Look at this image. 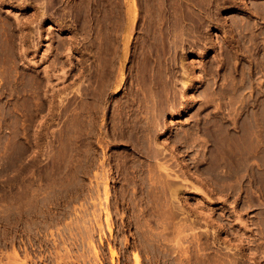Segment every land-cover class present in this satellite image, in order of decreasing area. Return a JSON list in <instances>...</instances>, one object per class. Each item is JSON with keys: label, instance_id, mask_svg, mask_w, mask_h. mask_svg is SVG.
Listing matches in <instances>:
<instances>
[{"label": "rangeland", "instance_id": "rangeland-1", "mask_svg": "<svg viewBox=\"0 0 264 264\" xmlns=\"http://www.w3.org/2000/svg\"><path fill=\"white\" fill-rule=\"evenodd\" d=\"M162 1L0 0V264H99L92 244L103 250V264H135L134 253L140 264H264V0ZM177 16H181L178 21ZM101 84L108 89L95 120L87 109L94 104L92 91ZM117 100L119 104L130 101L126 114L133 110L129 115L138 114L148 128L146 159L130 156V162L145 160L157 172L158 163L166 159L180 174L181 179L175 180L185 186L179 203L173 200L179 207L172 205L169 211V233L162 230L159 195L149 196L158 204L155 211L151 209L150 225L118 228L119 216H130L132 207L116 204L120 195H113L119 185L113 155L118 156L126 144L112 141L107 125ZM155 120L156 130L151 126ZM188 132L194 143L186 137ZM227 132L230 156L220 143ZM177 137L182 139L180 147L173 142ZM76 144L80 148L77 170L73 165ZM154 144L165 146L162 155L168 158L154 157V149L159 148ZM21 160L23 172H16L23 177L16 174L14 180L11 167ZM47 171L57 172L61 179L57 188L69 189H61L66 195H71L75 182L81 194L70 199V215L37 231L38 239L31 240L29 231L17 232L13 243L19 260L15 261L8 196L20 195L24 177L23 182L33 187L30 190L46 195L40 177ZM105 188L109 195H104ZM107 203L115 213L110 221L113 234L104 223ZM96 218L103 229L94 223ZM64 228L71 232L65 242L56 239L57 231ZM150 235L155 243L147 241ZM55 241L59 246L50 245ZM66 242L72 243L73 255L63 257ZM108 244L117 251L113 263Z\"/></svg>", "mask_w": 264, "mask_h": 264}, {"label": "bare ground", "instance_id": "bare-ground-1", "mask_svg": "<svg viewBox=\"0 0 264 264\" xmlns=\"http://www.w3.org/2000/svg\"><path fill=\"white\" fill-rule=\"evenodd\" d=\"M59 1V0H58ZM136 1V0H135ZM155 1H157V0H155ZM162 1V0H161ZM168 1V0H167ZM191 1V0H190ZM232 1V0H231ZM41 2H43V1H41ZM45 2H46V0H45ZM49 2V1H48ZM55 2V1H54ZM163 2V1H162ZM189 2V1H188ZM213 2V1H212ZM234 2V1H233ZM236 2V1H235ZM44 3V2H43ZM57 3V2H56ZM82 3V2H81ZM132 3V2H131ZM168 3V2H167ZM175 3V2H174ZM177 3V2H176ZM185 3V2H184ZM192 3H193V0H192ZM45 4V3H44ZM43 4V5H44ZM135 4V3H134ZM157 4V3H156ZM181 4V3H180ZM194 4V3H193ZM205 4V3H204ZM209 4V3H208ZM216 4V3H215ZM214 4V5H215ZM219 4V3H218ZM218 4H217V6H218ZM40 5H41V3H40ZM43 5H41V6H43ZM46 5H47V3H46ZM140 5V4H139ZM138 5V6H139ZM160 5V4H159ZM162 5H164V4H162ZM167 5V4H166ZM170 5V4H169ZM221 5V4H220ZM134 6H136V5H134ZM182 6V5H181ZM207 6V5H206ZM222 6V5H221ZM84 7V6H83ZM148 7H150V6H148ZM160 7V6H159ZM165 7V6H164ZM179 7V6H178ZM216 7V6H215ZM219 7V6H218ZM217 7V8H218ZM161 8V7H160ZM167 7H165V9H166ZM180 8V7H179ZM184 8V7H183ZM183 8H182V10H183ZM187 8V7H186ZM196 8V7H195ZM208 8V7H207ZM216 8V9H217ZM42 9L43 10H45V9H47V6H46V8H43L42 7ZM170 9V8H169ZM189 9V8H188ZM188 9H184V10H188ZM212 9H213V7H212ZM175 10V9H174ZM214 10L215 9H213V12H214ZM217 10H220V9H217ZM216 10V11H217ZM151 11V10H150ZM150 11H149V13H150ZM173 11V10H172ZM178 11V10H177ZM209 11V10H208ZM212 11V10H211ZM163 12H164V9H163ZM167 12V11H166ZM169 12V11H168ZM175 12V11H174ZM191 12V11H190ZM205 12V11H204ZM212 12V13H213ZM41 13H42V11H41ZM44 13H46V12H44ZM158 13V12H157ZM197 13V12H196ZM212 13H210V14H212ZM160 14V13H159ZM164 14V13H163ZM166 14V13H165ZM175 14V13H174ZM177 14H179L178 12H177ZM195 14V13H194ZM214 14V13H213ZM172 15H173V13H172ZM176 15V14H175ZM186 15V14H185ZM185 15H183V16H185ZM197 15V14H196ZM204 15V14H203ZM208 15H209V13H208ZM156 16V15H155ZM163 16V15H162ZM188 16V15H187ZM190 16V15H189ZM201 16H202V14H201ZM152 17V16H151ZM161 17V16H160ZM170 17V16H169ZM178 17H181V16H177V21H178V19L180 20L181 18H178ZM198 17V16H197ZM207 17V16H206ZM208 17H210V16H208ZM203 18V17H202ZM153 19V18H152ZM164 19V18H163ZM188 19V18H187ZM198 19V18H197ZM200 19V18H199ZM173 20V19H172ZM164 21V20H163ZM167 21V20H166ZM176 21V22H177ZM201 21H202V19H201ZM161 23V22H160ZM174 23V22H173ZM179 23V22H178ZM202 23V22H201ZM172 24V23H171ZM175 25V24H174ZM178 25V24H177ZM183 25V24H182ZM159 26H160V24H159ZM170 26V25H169ZM172 27H174V26H172ZM180 27V26H179ZM163 28H165V26H163ZM165 31V30H164ZM164 31H162V32H164ZM161 32V31H160ZM161 32V33H162ZM165 35H167V34H165ZM164 35V36H165ZM167 37V36H166ZM161 39H163V38H161ZM164 41V40H163ZM144 44V43H143ZM151 44V43H150ZM158 44V43H157ZM163 45V44H162ZM154 46V45H153ZM143 47V46H142ZM160 47V46H159ZM155 48V47H154ZM153 49V48H152ZM164 49H165V47H164ZM150 50V49H149ZM142 51V50H141ZM143 52H145V51H143ZM151 52V51H150ZM160 52V51H159ZM159 52H157L158 54H159ZM163 52H164V50H163ZM163 52L161 51V53L163 54ZM145 54H147L146 52H145ZM153 54H154V52H153ZM150 55V54H149ZM148 55V56H149ZM161 55V54H160ZM159 55V56H160ZM144 56V55H143ZM156 58H158V56L156 57ZM157 61V60H156ZM157 63V62H156ZM150 64V63H149ZM102 65H103V63H102ZM104 65H106V63L104 62ZM103 65V66H104ZM143 65H146V64H143ZM99 67H100V65H98ZM159 66H161V65H159ZM105 67V66H104ZM140 67V66H139ZM151 67V66H150ZM156 66H154V68H155ZM162 67V66H161ZM143 68V67H142ZM158 68H160V67H158ZM101 69V68H100ZM147 69V68H146ZM163 69V68H162ZM161 69V70H162ZM98 71V70H97ZM100 71V70H99ZM101 71H103V70H101ZM140 71H142V70H140ZM145 71V70H144ZM157 71V70H156ZM143 72V71H142ZM149 72V71H148ZM106 73V72H105ZM158 73V72H157ZM160 73H161V71H160ZM159 73V74H160ZM163 73V72H162ZM103 75H104V73H102ZM141 74H143V73H141ZM156 74V73H155ZM89 75V74H88ZM93 75V74H92ZM100 75V74H99ZM147 75V74H146ZM149 75V74H148ZM98 76V75H97ZM159 76V75H158ZM158 76H157V79H158ZM138 77V76H137ZM156 77V76H155ZM155 77H153V78H155ZM102 78V77H101ZM144 78V77H143ZM147 78V77H146ZM145 79V78H144ZM107 80V79H106ZM135 80V79H134ZM141 80V79H140ZM148 80V79H147ZM156 80V79H155ZM145 81V80H144ZM154 81V80H153ZM153 81H152V83H153ZM98 82H99V79H98ZM97 82V83H98ZM102 82V81H101ZM104 82V81H103ZM147 82V81H146ZM159 82V81H158ZM186 82V81H185ZM96 83V82H95ZM144 83V82H143ZM151 83V82H150ZM157 83V82H156ZM100 84V83H99ZM141 84V83H140ZM146 83H144V85H145ZM131 85V84H130ZM138 85V84H137ZM184 86H185V84H183ZM89 86V85H88ZM139 86V85H138ZM142 86V85H141ZM140 86V87H141ZM156 86V85H155ZM155 86H154V88H155ZM96 87H97V85H96ZM145 87V86H144ZM160 87V86H159ZM158 87V88H159ZM89 88V87H88ZM92 88V87H91ZM90 88V89H91ZM153 88V89H154ZM183 88H185V87H183ZM108 89V86L107 85H105V84H101L100 86H98L97 88H94V91H92V93H91V90L89 91L90 93H91V96L93 97L92 99H94L93 101H94V104H92V105H90V107H89V110L87 109V111H89L90 113H91V115H92V117H93V119H97L98 120V118H99V116L101 115L100 114V110H101V108H103L104 107V102H105V97H104V94L106 93V90ZM131 89V91H132V88L130 87L129 88V90ZM144 89V88H143ZM146 89V88H145ZM148 89V88H147ZM161 89V88H160ZM159 89V90H160ZM128 90V89H127ZM131 91L129 92V93H131ZM134 91V90H133ZM146 91V90H145ZM177 91V90H176ZM86 92V91H85ZM89 92H86V93H89ZM136 92V91H135ZM153 92H154V90H153ZM163 92H164V90H163ZM83 93V92H82ZM89 93V94H90ZM160 93V92H159ZM177 93V92H176ZM133 94H137V93H134L133 92ZM132 94V95H133ZM155 94V93H154ZM156 94H158L157 92H156ZM84 95V94H83ZM164 95V94H163ZM90 96V95H89ZM127 96V95H126ZM130 96H131V94H130ZM135 96V95H134ZM137 96V95H136ZM152 96V95H151ZM176 96H177V94H176ZM85 97V96H84ZM161 97V96H160ZM165 97V96H164ZM163 97V98H164ZM173 97V96H172ZM175 97V96H174ZM126 98V97H125ZM128 98V97H127ZM126 98V99H127ZM134 98V97H133ZM136 98V97H135ZM145 98V97H144ZM171 98V97H170ZM126 99H124V100H126ZM129 99V98H128ZM150 99V98H149ZM162 99V98H161ZM84 100H86V99H84ZM130 100V99H129ZM132 100V99H131ZM130 100V101H131ZM136 100V99H135ZM138 100V99H137ZM152 100V99H151ZM159 100V99H158ZM163 100V99H162ZM91 101V100H90ZM118 101V100H117ZM129 101V103L126 101V103L125 104H122V103H120L119 104V101H118V103L116 102V101H114V102H116V104H114V106L113 105H111V107H112V114H110L109 115V120H107V125H109L108 127H109V129H110V132H111V134H112V138H111V140L112 141H114L115 143H117V144H124L123 142L125 141L126 142V144H124V149L118 154V156L116 155L115 156V158H114V155H113V162H114V167H113V174H114V178H115V182L116 183H118L119 185H118V187H116L115 188V190H114V194L113 195H120L118 198H117V203L116 204H125V205H127V204H129L131 207H132V211H131V213L129 214L130 216H119V222H118V228H119V230L121 231V230H123V228H125V227H129L130 225L132 226V225H134V226H137L138 228H142V226L144 225V224H149V220H150V218L154 215V212L153 211H155V209H156V205H158V204H156L155 202H154V198H153V200H151L152 199V197H150L149 198V196L151 195V196H154L155 197V195H159V197H160V201H161V208L160 209H162L161 210V214H162V218L160 217V215H158L160 218H161V220H162V230H163V233L164 232H168L167 231V229H168V224H169V220L172 218L171 217V214L169 213V211H171V208H172V205L173 206H178L177 204L179 203V201H178V198L180 197L179 195L181 194V192L185 189V186L184 185H181L180 184V182H177L178 180H175V179H181L180 178V174L175 170V169H173L172 167H171V165L170 164H168V162H167V160L165 159L163 162H160V163H158V165H157V167H156V169L155 170H157V172L156 171H154V169H152L151 168V166H153L152 164L151 165H149V164H145V160L144 159H146V155H148V154H146L145 153V151H144V147L146 146V142H149V141H147L148 140V135L146 134V132H145V130H147L146 129V126L145 127H143V123H142V121L140 120V118H138V114H135L136 115V117L135 118H130V117H133V116H135L134 114H133V116H130V115H132V114H130L131 112H133V110H131V112H129V113H127L130 117L128 118L127 117V114H126V112H127V108L131 105V102ZM157 101V100H156ZM176 101V100H175ZM81 102V101H80ZM121 102V101H120ZM124 102V101H123ZM137 102V101H136ZM158 102V101H157ZM156 102V103H157ZM170 102V101H169ZM86 103V102H85ZM150 103V102H149ZM160 103V102H159ZM162 103V102H161ZM87 104V103H86ZM89 104V103H88ZM129 104V105H128ZM132 104H134V102H133V100H132ZM152 105V104H151ZM160 105H162V104H160ZM153 106H154V104H153ZM81 107V106H80ZM130 107H132V106H130ZM129 107V108H130ZM144 107V106H143ZM149 107H150V105H149ZM156 107V106H155ZM160 107H162V106H159V108ZM164 107H166V106H164ZM168 107V106H167ZM175 107V106H174ZM179 107V106H178ZM75 108H77L76 106H75ZM84 108V107H83ZM86 108V107H85ZM129 108H128V110H129ZM134 108V107H133ZM137 108H138V106H137ZM141 108V107H140ZM184 108V107H183ZM139 109V108H138ZM157 109V108H156ZM176 109H178V108H176ZM136 110V109H135ZM135 110H134V113H137V112H135ZM140 110V109H139ZM139 110H138V112H139ZM160 110V109H159ZM171 110V109H170ZM150 111H152V110H150ZM149 112V111H148ZM162 112V111H161ZM88 113V112H87ZM101 113H103L102 111H101ZM110 112H108V114H109ZM147 113V112H146ZM156 113V112H155ZM159 113V112H158ZM74 114V113H73ZM145 114V113H144ZM156 115H158L157 113H156ZM74 116H76V115H74ZM78 117V116H77ZM84 117V116H83ZM144 117V116H143ZM142 117V118H143ZM74 118H76V117H74ZM81 118V117H80ZM150 118V117H149ZM83 119V118H82ZM87 119H89V118H87ZM151 119V118H150ZM157 119V118H156ZM76 120H77V118H76ZM144 120V119H143ZM220 120V119H219ZM88 121V120H87ZM218 121V120H217ZM81 122V121H80ZM144 122V121H143ZM219 122V121H218ZM79 123V122H78ZM145 123H147V119H146V122ZM150 123V122H149ZM148 123V124H149ZM208 123V122H207ZM222 123V122H221ZM74 124V123H73ZM89 124V123H88ZM91 124V123H90ZM151 124V123H150ZM159 124V122L157 123V121L155 120V123H152V127L154 128H156V126ZM214 124H215V122H214ZM79 125V124H78ZM81 126H82V124H81ZM161 126V125H160ZM225 126V125H224ZM79 127H80V125H79ZM151 127V128H152ZM158 127V126H157ZM200 127V126H199ZM228 127V126H227ZM154 128V129H155ZM208 127H206V125L203 127V129H207ZM222 128H223V126H222ZM160 129V128H159ZM202 129V128H201ZM224 129V128H223ZM73 130V129H72ZM75 130H76V133L79 135V128H78V126H76V128H75ZM81 130V129H80ZM85 130V129H84ZM156 130V129H155ZM210 130V129H209ZM212 130V129H211ZM70 131H71V129H70ZM154 131V130H153ZM158 131V130H157ZM213 131V130H212ZM79 132V133H78ZM93 132V131H92ZM186 132V131H185ZM73 133H75V132H73ZM154 133V132H153ZM202 133H204V132H202ZM76 134V135H77ZM95 134H96V132H95ZM179 134V133H178ZM184 134V133H183ZM212 134V133H211ZM77 135V136H78ZM82 135V134H81ZM150 135V134H149ZM187 135V133L185 134V136ZM227 135V136H226ZM225 136H226V138H224L225 139V141H223V144H222V141L220 142V141H218V142H220L221 143V145L223 146V145H226V147L224 148L225 149V152H226V156H230V153H231V147H230V142H228V140H229V138H230V133L229 132H227V134H226ZM84 136V135H83ZM176 136V135H175ZM182 136V135H181ZM181 136H178V137H180L181 138ZM191 135H189V132H188V136H186V137H190ZM224 136V135H223ZM74 137V136H73ZM155 137V136H154ZM174 138L173 139V142L176 144V146L177 145H179V147H180V145L182 144V139L180 140L179 138ZM194 137H196V136H194ZM212 137V136H211ZM92 138V137H91ZM150 138V137H149ZM156 138V137H155ZM190 138H192V141H193V137H190ZM218 138V137H217ZM217 138H216V140H217ZM222 138V137H221ZM147 139V140H146ZM151 139V138H150ZM185 139V138H184ZM189 139V138H188ZM212 139V138H211ZM224 139H221V140H224ZM89 140H91V139H89ZM99 140V139H98ZM187 140V139H186ZM220 140V139H219ZM122 143H121V142ZM184 141V140H183ZM191 141V142H192ZM212 141V140H211ZM72 142V141H71ZM76 142H77V140H76ZM81 142V141H80ZM85 142V141H84ZM99 142V141H98ZM156 142V141H155ZM187 142V141H186ZM227 142V143H226ZM106 143V142H105ZM173 143V144H174ZM185 143V142H184ZM193 143H194V141H193ZM44 144V143H43ZM49 144V143H48ZM75 144V143H74ZM172 144V143H171ZM186 144V143H185ZM184 144V145H185ZM190 144V143H189ZM188 144V145H189ZM46 145V144H45ZM85 145H87V144H85ZM187 145V144H186ZM187 145V147H189ZM199 145V144H198ZM216 145V144H215ZM72 146V145H71ZM74 146V145H73ZM72 146V147H73ZM81 146V145H80ZM88 146V145H87ZM156 146H158V145H156V144H154V148L156 147ZM175 146V145H174ZM182 146V145H181ZM191 146H192V144H191ZM218 146H219V143H218ZM44 147V146H43ZM47 147H49V146H47ZM46 147V148H47ZM75 147V151H74V166L76 167V169L75 170H77V166L79 165V159H78V154H79V145L78 144H76V146H74ZM83 146H81V148H82ZM93 147V146H92ZM159 148H157L156 147V149H154V157L156 156V157H160V156H158V155H162L164 152H163V148L165 147H161V146H158ZM85 148V147H84ZM162 148V149H161ZM88 149H90V148H88ZM152 149V150H153ZM221 149V148H220ZM223 149V150H224ZM47 151H48V149H46ZM46 150H44L45 152H46ZM52 150V149H51ZM82 150V149H81ZM218 150V149H217ZM40 151H42V150H40ZM72 151V150H71ZM86 151V150H85ZM94 151V150H93ZM166 151V150H165ZM50 153V152H49ZM48 153V154H49ZM72 153V152H71ZM84 153V152H83ZM86 153V152H85ZM116 153V152H115ZM150 153V152H149ZM152 153V152H151ZM45 154H47V153H45ZM47 154V155H48ZM59 154V153H58ZM70 154V153H69ZM117 154V153H116ZM146 154V155H145ZM165 154V153H164ZM96 155V154H95ZM150 155V154H149ZM224 155H225V153H224ZM70 156V155H69ZM130 156L132 157L131 159H133V157H143L144 159V161H141L140 160V162L138 163V164H136V165H134L132 162H130ZM162 156H165V155H162ZM161 156V157H162ZM173 156H174V153H173ZM54 157V156H53ZM56 157V156H55ZM150 157V156H149ZM165 157H167V156H165ZM22 158V157H21ZM25 158V157H24ZM52 158V157H51ZM168 158V157H167ZM170 158V157H169ZM176 158V157H175ZM58 159V158H57ZM105 159V158H104ZM139 159H141V158H139ZM138 159V160H139ZM149 159H151V158H149ZM153 159V158H152ZM177 159V158H176ZM49 160H50V158H49ZM26 161V160H25ZM64 161V160H63ZM161 161V160H160ZM169 161V160H168ZM36 162V161H35ZM39 162V161H38ZM55 162H56V160H55ZM59 162V161H58ZM65 162V161H64ZM112 162V163H113ZM37 163V162H36ZM67 163H69V162H67ZM149 163V162H148ZM151 163V162H150ZM180 163V162H179ZM42 164V163H41ZM40 164V165H41ZM47 164H48V162H47ZM88 164V163H87ZM177 164V163H176ZM175 164V165H176ZM30 165V164H29ZM38 165H39V163H38ZM37 165V166H38ZM56 165V164H55ZM73 165H72V167H73ZM24 166H25V164L23 163V161L21 160L20 162H19V164H18V166L17 167H15V165H12V167H11V178H13L14 180H16L15 178H16V174H17V172L18 173H21V172H23V169H24ZM28 166V165H27ZM59 166V165H58ZM66 166V165H65ZM80 166V165H79ZM113 166V165H112ZM177 166V165H176ZM61 167V166H60ZM74 167V168H75ZM198 167V166H197ZM196 167V168H197ZM16 168H17V170H16ZM48 168V170H50L49 169V167H47ZM56 168V167H55ZM67 168V167H66ZM104 168V167H103ZM155 168V167H154ZM182 168V167H181ZM203 168V167H202ZM27 169V168H26ZM38 169V168H37ZM43 169V168H42ZM58 169V168H57ZM56 169V170H57ZM64 169V168H63ZM85 169V168H84ZM194 169V168H193ZM204 169V168H203ZM66 170V169H65ZM73 170V169H72ZM71 170V171H72ZM179 170V169H178ZM196 170V169H195ZM208 170V169H207ZM17 171V172H16ZM25 171V170H24ZM53 171V170H52ZM52 171H47L48 173H46L45 174V172H44V174H42V176L40 177V181L42 182V185H40V183L38 184V185H40L42 188H40L41 190L43 189V188H45L47 191H46V193L48 194H46V195H42V193H40V192H37L36 194H35V192H33V189L32 190H30L29 188H31L30 187V185L29 184H25L24 182H23V179L25 178H21L22 179V181L21 180H19V181H21L22 182V184H21V182H20V184L22 185V187H21V191L19 192L20 193V195H9L8 196V217H9V232H10V240H12V243L14 242V240H16V235H17V232L18 231H21V232H23V231H29L30 232V236H28V237H31V240H33L34 241V239H38L37 237H36V235H38L36 232L37 231H41L42 229H44V231H45V228L47 229L48 227H50V226H52L53 224H55V223H57V221H59V220H61V219H64L65 217H67V216H69L70 215V211H69V202L71 201L70 199L72 198V197H75L76 195L78 196V195H80L81 194V188H80V186H79V184L78 183H76L77 185H75V183H74V186H73V188L70 190L71 192H70V194L71 195H66V193H64V192H67L66 190L64 191L63 190V188H61V189H58L59 187L57 186L58 184L57 183H59V180H61V179H59V177H57L56 175V173L57 172H55V174H53V172ZM58 171V170H57ZM70 171V170H69ZM180 171H181V169H180ZM179 171V172H180ZM52 172V173H51ZM152 172L154 173H158L155 177H154V175L155 174H152ZM182 172V171H181ZM200 172V171H199ZM207 172V171H206ZM59 173V172H58ZM68 173V172H67ZM85 173V172H84ZM41 174V173H40ZM96 174V173H95ZM98 174V173H97ZM207 174H210V173H207ZM212 174V173H211ZM19 174H17V177H23V176H18ZM37 175V174H36ZM59 175V174H58ZM73 175V174H72ZM182 175V174H181ZM185 175V174H184ZM189 175V174H188ZM224 175V174H223ZM226 175V174H225ZM228 175V174H227ZM94 176V175H93ZM183 176V175H182ZM230 176V175H229ZM170 177H172V179H170ZM173 177H174V179H173ZM186 177V176H185ZM222 177V176H221ZM72 178V177H71ZM83 178V177H82ZM108 178H109V176H108ZM206 178V177H205ZM218 178V177H217ZM216 178V179H217ZM224 178V177H223ZM33 179V178H32ZM35 179H37V178H35ZM209 179V178H208ZM218 179H220V178H218ZM222 179V178H221ZM227 179V178H226ZM14 180H12V181H14ZM31 180V179H30ZM66 180V179H65ZM33 181V180H32ZM35 181V180H34ZM73 181H74V179H73ZM216 181V180H215ZM223 181V180H222ZM226 181V180H225ZM30 182V181H29ZM39 182V181H38ZM63 182V181H62ZM60 183H61V181H60ZM98 183V182H97ZM179 183V184H178ZM213 183V182H212ZM215 183H217V182H215ZM221 183V182H220ZM33 184V183H32ZM28 185V186H27ZM62 185V184H61ZM215 185H217V184H215ZM221 186L223 185L222 183L220 184ZM19 186V185H18ZM28 188H27V187ZM39 186V187H40ZM182 186H184V189L182 190ZM58 187V188H57ZM62 187V186H61ZM105 187V186H104ZM33 188V187H32ZM35 188H37V187H35ZM112 188V187H111ZM187 188V187H186ZM195 188V187H194ZM207 188V187H206ZM39 189V188H38ZM102 189V188H101ZM213 189V188H212ZM211 189V190H212ZM194 190V189H193ZM215 190H216V187H215ZM222 190H224L223 189V187H222ZM18 191V190H17ZM28 191H30V193H29V195L28 194H26V193H28ZM38 191V190H37ZM234 191V190H233ZM31 192L34 194V195H31ZM208 192H210V191H208ZM230 192V191H229ZM64 193V194H63ZM98 193V192H97ZM104 195H109L108 193L109 192H107V190H106V188H105V190H104ZM228 193V192H227ZM234 193V192H233ZM183 194V193H182ZM98 195V194H97ZM101 195V194H100ZM127 195H131V196H129V197H127ZM178 196V197H177ZM96 197V196H95ZM117 197V196H116ZM158 198V197H157ZM100 199V198H99ZM116 199V198H115ZM114 199V200H115ZM107 197H106V202H107ZM173 200L174 201H176V202H178L177 204H174L173 203ZM102 201V200H101ZM159 201V202H160ZM93 203V202H92ZM173 203V204H172ZM111 204V203H110ZM159 205V206H160ZM130 206H127L128 208L130 207ZM153 207V208H152ZM179 207V206H178ZM177 207V208H178ZM155 208V209H154ZM71 209V208H70ZM97 209V208H96ZM126 209V208H125ZM151 209H154L153 211H151ZM179 209V208H178ZM181 209H183V207L181 208ZM180 209V210H181ZM121 210V209H120ZM100 211V210H99ZM157 211V210H156ZM184 211V210H183ZM183 211H181V212H183ZM103 212H104V215H105V217H104V223H106L107 224V228H108V231L110 232V234H113V232H111L112 231V228H111V223L112 222H110L111 221V219H112V217H113V219H114V216H112L113 214H115V213H113V214H111V212H110V208H109V205H108V203L107 204H105V206L103 207ZM158 212H159V210H158ZM185 212V211H184ZM156 213V212H155ZM160 213V212H159ZM158 213V214H159ZM103 215V214H102ZM116 216V215H115ZM195 216V215H194ZM198 216V215H197ZM102 217V216H101ZM157 217V216H156ZM169 217H171L170 219H169ZM196 217V216H195ZM155 218V217H154ZM153 219V218H152ZM158 219V218H157ZM196 219V218H195ZM95 222L94 223H96L97 224V227L98 228H100L101 229V225H100V222H99V218H96V219H93ZM154 220V219H153ZM156 220V219H155ZM160 220V221H161ZM197 220V219H196ZM200 220V219H199ZM209 220V219H208ZM193 221V220H192ZM65 222H68V221H65ZM197 222V221H196ZM199 222V221H198ZM200 223V222H199ZM91 224V223H90ZM66 225V224H65ZM70 225V224H69ZM74 225V224H73ZM150 225V224H149ZM145 226H148V225H145ZM153 226V225H152ZM89 227V226H88ZM171 227V226H170ZM68 228V227H67ZM156 228V227H155ZM100 229H99V231H100ZM102 229H103V227H102ZM126 229V228H125ZM128 229V228H127ZM142 229H144V228H142ZM146 230H147V227L145 228ZM114 230V229H113ZM149 230V229H148ZM105 231V230H104ZM140 231V230H139ZM152 231V230H151ZM150 231V234L152 233ZM158 231V230H157ZM50 232V231H49ZM159 232V231H158ZM26 233V232H25ZM28 233V232H27ZM43 233V232H42ZM52 233H54V232H52ZM57 233L58 234H56L57 235V237H56V235H55V233L53 234V235H55V237H56V239L57 238H59V240H61V241H66V239L67 238H70L71 237V232L68 230V229H62V231L61 232H58L57 231ZM140 233H142V231L140 232ZM147 233V232H146ZM155 233V232H154ZM162 233V234H163ZM169 233V232H168ZM41 234V233H40ZM44 234V233H43ZM88 234V233H87ZM119 234V233H118ZM138 234V233H137ZM143 234V233H142ZM160 234V233H159ZM25 235V234H24ZM28 235V234H27ZM50 235H52L51 233H50ZM166 235V234H165ZM41 236V235H40ZM43 236V235H42ZM140 236V235H139ZM144 236H148V235H145L144 234ZM143 236V237H144ZM162 236H164V234L162 235ZM161 236V237H162ZM27 237V238H28ZM39 237V236H38ZM44 237V236H43ZM52 237V236H51ZM74 237H75V235H74ZM103 237V236H102ZM142 237V236H141ZM153 237V236H152ZM152 237H151V235H150V238H148L147 239V237L145 238V241H146V239H147V241H153L154 242V240L156 241V239L155 238H153L152 239ZM160 238V237H159ZM164 238V237H163ZM30 239V238H29ZM28 239V240H29ZM39 239H41V238H39ZM45 239H46V237H45ZM152 239V240H151ZM52 240V239H51ZM37 241L38 240H35V242L37 243ZM45 241V240H44ZM60 241V242H61ZM73 241V240H72ZM40 242V241H39ZM39 242H38V244H39ZM42 242V241H41ZM150 242V243H151ZM152 242V243H153ZM161 242V241H160ZM35 243V244H36ZM44 243V242H43ZM45 243H46V241H45ZM67 244H64L63 245V247H64V252H62L63 254H61L60 252V254L61 255H63V257H64V254L67 256L68 254L67 253H69L70 252V254H72L71 252H72V250L70 251V246L72 245V243H68V242H66ZM155 243V242H154ZM33 244V243H32ZM49 244H50V242H49ZM47 245V246H53V247H57V244H58V246H59V242L56 244V241H55V243L53 242H51V244L50 245ZM63 244V243H62ZM149 244V243H148ZM147 244V245H148ZM30 245V244H29ZM34 245V244H33ZM37 245V244H36ZM40 245V244H39ZM13 251H12V254H13V256H12V258H14V257H17L16 258V260L15 261H18L19 259H18V251H17V247L15 248L14 246H15V244L13 243ZM44 246V245H43ZM50 246V247H51ZM62 245H60V247H61ZM67 246H68V248H67ZM158 246V245H157ZM49 247V248H50ZM53 247H51V248H53ZM89 247V246H88ZM92 249H93V255H94V257H95V260H97L98 262H99V264H103V261H105L104 259H102V257L104 258V252H103V250L102 249H100V247L99 248H97L95 245H93L92 244ZM143 247V246H142ZM148 247V246H147ZM151 247V246H150ZM156 247V246H155ZM164 247H166V246H164ZM43 248V247H42ZM54 249V248H53ZM108 249H109V255H110V259H111V263H113V259H114V257L116 256V254H117V251H116V249L111 245V244H108ZM150 249V248H149ZM163 249V248H162ZM170 249V248H169ZM19 250V249H18ZM62 250V249H61ZM75 250V249H74ZM158 250V249H157ZM164 250V249H163ZM165 250H166V248H165ZM164 250V252H166ZM49 251V250H48ZM50 251H52V250H50ZM50 251H49V253H50ZM151 251V250H150ZM162 251V250H161ZM92 252V251H91ZM170 252V251H169ZM52 253H53V251H52ZM55 253V252H54ZM167 253V252H166ZM27 254V253H26ZM28 254H29V252H28ZM48 254V253H47ZM51 254V253H50ZM57 254V253H56ZM60 254H57L58 255V257H60L59 255ZM70 254H69V256H70ZM165 254V253H164ZM56 255V256H57ZM73 255V254H72ZM83 255V254H82ZM92 255V256H93ZM158 255V254H157ZM168 255V254H167ZM28 256V255H27ZM55 256V257H56ZM76 256V255H75ZM160 256H162V255H160ZM11 257V256H10ZM29 257V256H28ZM28 257H27V259H28ZM74 257V256H73ZM169 257V256H168ZM67 258L68 257H66V261H67ZM77 258V257H76ZM133 258H134V263L135 264H140V259H139V255H138V253H134L133 254ZM161 258V257H160ZM167 258V257H166ZM31 259V258H30ZM29 259V260H30ZM9 260V259H8ZM53 260V259H52ZM58 260V259H57ZM65 260V259H64ZM63 260V261H64ZM103 260V261H102ZM11 261V260H10ZM20 261H22V259L20 260ZM19 261V262H20ZM172 262V261H171ZM67 263V262H66ZM151 263V262H150ZM96 264V263H95ZM174 264V263H173ZM176 264V263H175Z\"/></svg>", "mask_w": 264, "mask_h": 264}]
</instances>
